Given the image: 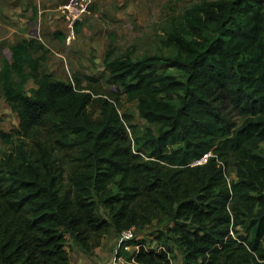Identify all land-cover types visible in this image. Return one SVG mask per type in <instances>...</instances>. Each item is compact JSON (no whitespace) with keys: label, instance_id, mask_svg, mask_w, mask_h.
Returning <instances> with one entry per match:
<instances>
[{"label":"trees","instance_id":"obj_1","mask_svg":"<svg viewBox=\"0 0 264 264\" xmlns=\"http://www.w3.org/2000/svg\"><path fill=\"white\" fill-rule=\"evenodd\" d=\"M183 18L187 32L163 42L172 55L104 57L106 80L157 126L142 136L115 90L93 96L55 79L36 38L10 45L0 87L19 124L0 129L10 145L0 150V264H69L70 239L91 255L110 225L161 217L172 226L158 248L132 240L129 262L172 264L174 242L180 264H264V0H203ZM29 79L37 87L27 93ZM44 126L56 147H29ZM231 157L236 180L225 172Z\"/></svg>","mask_w":264,"mask_h":264},{"label":"rangeland","instance_id":"obj_2","mask_svg":"<svg viewBox=\"0 0 264 264\" xmlns=\"http://www.w3.org/2000/svg\"><path fill=\"white\" fill-rule=\"evenodd\" d=\"M0 0V67L3 59L11 57L10 45L22 39L36 38L44 45L46 50L42 70L53 74L54 78L64 82H74L85 92L93 96L115 90L119 99L120 112L125 114L131 124L136 127L138 136H142L147 128L153 131L157 126L148 123L139 114L137 101H129L121 90L112 86L104 77V57L108 51L113 52L117 58L139 59L151 55H172L173 48L163 43L169 35L180 32L186 33L184 26V14L194 4L203 0H92L89 12L74 26L75 39L67 43L65 38L66 28L63 18L54 6L52 0ZM69 0H63L67 2ZM213 1V0H210ZM12 5L16 8L18 22L15 23L5 13L6 7ZM61 17V18H60ZM45 26V20L52 21ZM48 21V23H49ZM19 23H22L21 26ZM18 27L17 31H10V27ZM25 90L30 93L37 86L32 79L27 80ZM0 87V129L10 131L19 124L16 112L1 98ZM94 117L98 116L95 107H91ZM48 126L36 128L32 136L26 140L29 147L34 141L39 140L49 149L56 147L54 137ZM10 145L3 146L0 142V150H7ZM260 153L264 154V144L260 147ZM60 164L65 169V174L73 165L67 161L63 152L59 153ZM63 156V157H62ZM228 180H236V166L231 157L225 165ZM102 217H108V211L104 207L99 208ZM172 222L161 217L154 219L150 224L136 227L133 236L129 240L121 241L120 232L110 225L102 236L100 245L93 249L92 254H86L75 244H68L71 262L72 252L81 255L84 264H135L129 262L124 250L134 252L138 246L132 240L144 241L148 248H158L157 236L167 231ZM68 239L69 236H66ZM71 239L68 241L70 242ZM124 246H128L125 249ZM172 252L171 263L180 264L182 259L181 249L174 242H170ZM122 254L118 256L117 254ZM75 259V260H74Z\"/></svg>","mask_w":264,"mask_h":264},{"label":"built area","instance_id":"obj_3","mask_svg":"<svg viewBox=\"0 0 264 264\" xmlns=\"http://www.w3.org/2000/svg\"><path fill=\"white\" fill-rule=\"evenodd\" d=\"M92 0H69L58 6V11L61 13L65 24V38L67 43H70L75 39L74 26L80 22L83 17L89 12V6ZM211 153L205 154L202 158L195 160L191 165H201L207 162L208 157ZM134 228L122 230L120 232V240L125 241L131 239L133 236ZM128 249V246H124Z\"/></svg>","mask_w":264,"mask_h":264},{"label":"crops","instance_id":"obj_4","mask_svg":"<svg viewBox=\"0 0 264 264\" xmlns=\"http://www.w3.org/2000/svg\"><path fill=\"white\" fill-rule=\"evenodd\" d=\"M63 0H52V2L54 3V6L56 7V6H58V5H60V4H62V3H65V2H62ZM39 2V0H37L36 1V3H38ZM16 11H18V10H16V8H14L12 5H10V6H8V7H6V9H5V13H6V15H8V17H10L15 23H17L18 22V19H17V15L15 14V12ZM61 18V17H60ZM55 19H52V21H49V20H45L46 21V23H44V25L45 26H48V25H51L52 24V22L54 21ZM48 21H49V23H48ZM63 23V25L65 26V24H64V21L62 22ZM21 24L22 23H19V25L21 26ZM10 29V31H17L18 30V27L16 26V27H10L9 28ZM13 44V43H12ZM11 44V45H12ZM3 97V96H2ZM1 97V98H2ZM3 100H4V98H2ZM5 101V100H4ZM7 104V103H6ZM8 105V104H7ZM69 243H71V241L70 242H68V244ZM69 249H68V245H67V251H68ZM68 253H69V251H68ZM73 256H74V258H76V260H75V262L76 263H73V262H71V257H70V254H69V259H70V261H69V264H84V261L82 260V262H80V260L82 259L81 258V255L79 254V253H76V251H73L72 252V258H73Z\"/></svg>","mask_w":264,"mask_h":264}]
</instances>
